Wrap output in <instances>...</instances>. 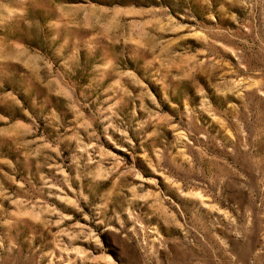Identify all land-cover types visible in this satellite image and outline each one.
<instances>
[{
    "label": "rangeland",
    "instance_id": "374dc122",
    "mask_svg": "<svg viewBox=\"0 0 264 264\" xmlns=\"http://www.w3.org/2000/svg\"><path fill=\"white\" fill-rule=\"evenodd\" d=\"M0 264H264V0H0Z\"/></svg>",
    "mask_w": 264,
    "mask_h": 264
}]
</instances>
